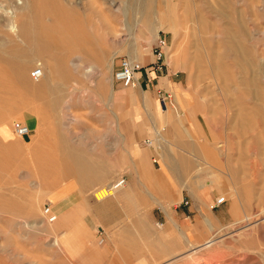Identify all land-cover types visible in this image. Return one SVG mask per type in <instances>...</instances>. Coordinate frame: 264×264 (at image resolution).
Instances as JSON below:
<instances>
[{
  "label": "rangeland",
  "instance_id": "374dc122",
  "mask_svg": "<svg viewBox=\"0 0 264 264\" xmlns=\"http://www.w3.org/2000/svg\"><path fill=\"white\" fill-rule=\"evenodd\" d=\"M62 2L78 10L74 20L80 21L77 23L79 31L91 35V45L100 46L104 54L99 60L83 56V65L101 64L114 52L118 54L112 60L110 71L90 76L83 73L81 67L76 70L67 61L68 56H74L71 50L76 45L72 44L71 37H66V40L69 38L67 45L62 38L74 25L72 18L53 27L52 16L47 13L50 8L46 6L48 9L44 11L41 0H0V56L6 52L22 66L24 63V69L20 70L0 61V264H35L36 250L45 251L46 262L51 260L48 252L63 255L59 242L63 226L57 227L56 218L49 220V214L43 212L45 205L53 211L51 201L56 199L57 186L77 180L57 174L61 166L69 165V159L62 154L61 141L83 153L92 169L102 171L91 159L101 158L108 146H115L116 122L141 119L143 90L113 80L112 70L118 57L128 58L136 46L142 50V61L138 63L146 67L152 58L151 47L157 33L164 35L167 41L166 65L155 73L169 72L170 76L164 77L165 82L166 78L175 81L176 92L185 93L188 101L179 111L189 129V138L185 127L178 125L173 139L166 136L174 144L161 142L170 156L177 153L182 157L180 162L188 166L181 171L182 177L166 170L165 194L171 195L186 180L188 185L197 188L200 181L211 182L213 176L221 190L215 185L205 188L202 206L201 201H196V196L184 188L188 193L183 190L180 204H177L180 200L175 199L170 206L175 217L179 216L174 217L177 222L186 225L184 238L180 230L173 228L164 238H174L171 248L167 243L166 252L156 242L159 228L155 223L167 224V219L164 221L159 206H153L152 235L136 232L137 240L127 242L131 249L121 242L120 250L113 242L114 233H108L113 244L98 243L100 240L94 239L95 253L104 263L113 257L122 264H196V261L197 264H264V221L259 220L264 216V0ZM114 3L120 7L119 13L115 12ZM29 7L37 10L34 21L38 27L25 35L23 29L28 27ZM122 8H127V12ZM160 16L174 23L175 33L160 28L157 33L148 34L149 28L143 20L149 25ZM40 26L54 44L34 42L35 35L41 33ZM235 42L241 45L242 52L233 50ZM57 55L65 59L63 69ZM36 64L42 72L33 80L28 72ZM140 71L146 72L143 68ZM111 88L116 94L112 101ZM158 89L171 94L167 106L176 105L171 87ZM63 93L65 97L58 106L57 103L52 107L47 105L49 100L57 102V97ZM127 93L133 95L134 106L139 108L137 113H133L134 106ZM150 95L158 101L155 89ZM159 105L162 111L166 110L167 106ZM14 119L27 125L26 135L19 136L12 131L10 124ZM197 123L203 137L196 130ZM151 158L156 169L159 158L156 154ZM160 168L159 163L158 170ZM118 177L93 186L92 196V190L109 185ZM221 191L222 200L216 202L222 196ZM247 217L249 220L237 222ZM251 224L254 231L248 230ZM186 238L200 243L211 240L213 249L202 247L195 254V261L188 263V256H181L185 247L188 248ZM170 252L173 256L168 258ZM59 260L62 264H72L63 258H56V264Z\"/></svg>",
  "mask_w": 264,
  "mask_h": 264
},
{
  "label": "crops",
  "instance_id": "0c3cea01",
  "mask_svg": "<svg viewBox=\"0 0 264 264\" xmlns=\"http://www.w3.org/2000/svg\"><path fill=\"white\" fill-rule=\"evenodd\" d=\"M135 76L137 78L136 88L143 90L140 96V121L132 119L130 122L123 120L116 122L115 129L118 137L115 146H108L101 158L91 159L94 165L101 166L102 175L100 177L92 176L89 182L83 186L73 180L71 184L64 185L65 183H61L56 187V199L51 201V208L52 212L56 213H54L53 220L56 218L57 227L63 226L59 242L64 253L61 256V254L56 255V251L48 252L49 256L47 257H50L51 260L46 262L45 251L36 250L38 256L35 257L37 259L35 264H56V258H63L64 261L67 262L68 260L72 264H122L118 262V259L114 260L113 257L108 258V261L104 263L95 253L94 239L100 240L98 243L106 241L113 244L111 235L114 233L113 242L118 245V249L122 250L119 248L121 242H125L131 249L127 242L137 240L136 232L152 235L155 220L150 218V213L153 206H159L162 209L164 221L167 219V224L155 223L159 228L156 234V242L160 243L161 249L166 252L168 242L171 248L174 238L170 237L168 240L164 238L173 228L180 230L184 238L183 232L186 225L177 222L175 218L179 216L175 217L170 206L173 205V200L180 195L179 192L182 197L180 195L181 198L177 204H180L183 199V190H189L188 181L181 182L178 189L167 196L165 194V180L167 169H169L170 174L178 173L182 177L181 171L187 170L188 166L180 162L182 157L178 156L177 153L170 156L169 150L161 142L167 143L166 145H173L174 142L169 141L166 136L170 135L173 139L178 125L182 129L185 127L189 138V129L181 119L182 111H179L188 104L186 94L181 95L179 90L176 92V85L173 83L175 81L172 82L166 78L165 82L164 77L170 76L169 72L161 75L153 71L142 73L139 70ZM166 85L173 89V93H175L173 101L176 105H168L166 110L162 111L159 101L156 102L150 97V91L158 88L165 89ZM128 94L131 104L136 105L133 95ZM138 109L136 106L132 107L133 113H137ZM196 130L203 137L204 134L199 129L198 123ZM142 138L150 140L151 143L144 144L146 139L141 140ZM190 142L188 146H191ZM191 151L195 150L191 149ZM125 153H127V158ZM153 154L159 158L160 170H158L159 163L158 167L154 169L153 158H151ZM167 154L172 158L167 157ZM175 163L177 164L175 165ZM117 174L124 177L123 187L112 196L95 200L90 189L95 185L106 183L118 177ZM200 204L204 206V202ZM203 213L205 214L204 209H202ZM108 233L111 235L108 236ZM39 254L42 255L39 256ZM172 256L173 252H170L168 258ZM59 264H62L60 260Z\"/></svg>",
  "mask_w": 264,
  "mask_h": 264
},
{
  "label": "bare ground",
  "instance_id": "6f19581e",
  "mask_svg": "<svg viewBox=\"0 0 264 264\" xmlns=\"http://www.w3.org/2000/svg\"><path fill=\"white\" fill-rule=\"evenodd\" d=\"M41 1L43 3V6H44L43 7L44 11H47L46 10V8H47L46 6H48L50 8L47 13H50V15L52 16L51 26H53V27H56V25L58 23H60V22H63V24H64V21L69 20V18H72V20H74L75 14L78 13V10L75 7H73V6H70V7L66 6L62 2V0H41ZM113 5H115V3ZM30 8L31 7H29L28 12H27L28 14H30V17L27 16L28 20H26V24H27L28 27L25 26L24 29H23L25 35L28 34V31L29 30L30 31L32 29L33 30H36L37 27H38L36 25L37 24L36 21H34L35 20V16H37V14L35 13L37 10H31ZM120 10H121L120 7L115 5V12L116 13H119ZM123 10H125V9H123ZM124 12L125 13L127 12V8H126V10ZM121 14H123V13H121ZM114 16L115 17H118V14H115ZM106 17H108V16H106ZM83 19H84V17H83ZM83 19L81 18L80 20L82 21ZM145 21L146 20H143L144 25H147V27L149 28L148 34H150V35H153V34L157 33V31L160 28H167L168 30H170L173 33L176 32V26L174 25V23L171 22V21L170 22H168V21L166 22V20L163 18V16H160L159 18H157L154 22L150 23L149 25L146 24ZM73 22H74V25H72L71 28L67 31L68 34L65 35V36L63 35V37H62L63 38V42H64V40L66 41L65 44L67 43V40L69 42V38H67V40H66V37L69 36V37L72 38V42L73 43L71 42V40H70V42L73 45H76V46H74L72 48V50L70 48H68V49H70L74 53V56H72L71 58H70V56H68V59L65 56L66 59H67V61L71 64L72 68H74L76 70L77 69L79 70V68L81 67L82 70H83V73H85L87 75H90V76L97 75L98 73H102L104 70L110 71L111 70V66H112V62H113L112 60L114 59L115 55L118 54V51L114 52L113 55H110L105 60V62H102L101 64H96V63H93L92 62L90 64H87L86 66L83 65V60H82V57L83 56H92V59L93 60L94 59L95 60H99V57L102 59V57H103L104 54H103V52L101 50H99L100 49V46H97L96 48H94L91 45L92 42H93L92 41L93 38L91 37V35H89L88 33H86V31H83V32L82 31H79L80 25H79V28H78V24L77 23H79L80 21L79 22L78 21L76 22L74 20ZM42 23H41V25H42ZM88 23H89V21H88ZM46 25H48V24H46ZM49 26H50V24H49ZM42 27H43V25H42ZM42 27L40 26L41 33L38 32L37 35H35L34 42L37 43L38 45H47L48 43H51V44L53 43L54 44L53 39L48 38V35H46L47 34L46 31L43 30L44 27L43 28ZM112 27H115V25H112ZM57 40H58V38H57ZM59 41H61V39ZM57 44L59 45L58 41H57ZM165 47H164V50H165ZM87 49L92 50V52L89 53ZM233 50L235 52H237V53H240V52H242V47H241L240 44H238V42H235V44L233 45ZM141 51L142 50L141 49H138L137 46L134 47L133 51H131L129 53V55H128L129 56L128 57L129 61L131 63L139 64L138 62L139 61L141 62V59H142L141 58V56H142V52ZM63 58H64V56H63ZM57 60H58V63H60L59 64L60 67L63 69L64 63H65V61H64L65 59L63 60L61 57L58 56L57 57ZM0 61H2L4 64H6V66L9 65V67L12 68V69H20V70L24 69L23 68L24 63H23V66H22L21 63L18 60L11 58L8 54H6V52H3L1 54ZM41 72H42V68H41ZM40 76H41V73H40L39 77ZM39 77H37V78H35L33 80H36ZM73 89L76 90L75 87H73ZM38 96L42 97V95H38L37 94V97ZM64 97H65V93H63V94H61L60 96L57 97V102H56V100H49L47 102V105L50 106V107H52L53 105H55L57 103V106H58L59 101L62 98H64ZM109 97H110V101L114 100V98L116 97L115 91L112 90V88L109 90ZM166 106H167V104H165L164 107H166ZM146 140H148V139H146ZM146 140H145V143L146 144H150L151 143L150 140H148V141H146ZM61 143L64 146L62 147V149L61 148L60 149L62 151V154L64 156H67V158L69 159L68 160L69 161V165H63V166H61L59 168V170H57L58 171L57 174H61L62 176L63 175L66 176L67 175L68 177H76L77 180H74V179L73 180L76 181V183L78 182V184L79 185H82V186H83L84 183H87L88 180H90V178L92 176L96 175V176L100 177V175H102L101 174L102 173L101 170H99V169H92L88 165V163L85 161V158H84L85 155L83 153L75 150L73 147L67 146V143L65 141H61ZM120 177H123V176H119L116 180L112 181L109 185H106V186H104V185H101L100 186L99 185L100 187H98L96 189L94 188L95 190H92V193H93V196H94L93 198L95 200H101V199H103V198H105L107 196L114 195L116 193V191H118L124 185V177H123V181L121 183H118V179ZM213 177L214 178L211 180V182L200 181V184L198 185V187L196 186L197 188L191 187V184H189L187 186L188 189L194 194V196H196V197H194V199L197 198L196 201H199V202L201 201L200 203L203 202V191L205 190V188H207V187H209L211 185H215V186H217L216 188H218L219 190H221L219 183L217 182V180H215V177L216 176H213ZM221 194H222V196H220V197L222 199V197H223L222 191H221ZM180 198H181L180 195H178L175 199L180 200ZM158 203H159V201H158ZM246 220H249V218L248 217L246 219H243L242 218V219L238 220L237 222H242V221H246ZM259 220L260 221H264V216L261 217ZM253 223L255 224V222H253ZM170 224H172V223H170ZM173 224H175V223L173 222ZM254 224H251L249 226L248 230H251L252 231L253 230L252 227H253ZM238 234H240V232ZM186 242H187V247L188 248L186 250V247H185L184 252H182L183 250H181V252H182L181 253V256H186L187 255L188 258L187 257H185V258H187L186 260L188 261V263H193L195 261V259H194L195 254L199 251V249L201 250L202 247H206L207 246L208 247L207 248L208 250H212L213 249V246H214L213 245L214 243L211 240H207L205 242L200 243L199 241L198 242L197 241H191L189 238H186ZM171 261H173V260H171ZM171 261L168 262V263H171ZM196 264H197V261H196Z\"/></svg>",
  "mask_w": 264,
  "mask_h": 264
},
{
  "label": "built area",
  "instance_id": "2783aa9c",
  "mask_svg": "<svg viewBox=\"0 0 264 264\" xmlns=\"http://www.w3.org/2000/svg\"><path fill=\"white\" fill-rule=\"evenodd\" d=\"M166 39L164 35L157 33L155 35L153 46L151 47V55L152 58L146 64V67H143V64H136L131 63L126 56H119L116 67L112 70V79L115 81L120 82L122 85H131L135 86L137 84V78L135 73L140 69H145V71H153V72H161L165 68V50L164 47L166 46ZM41 73V68L39 64L32 66L28 72L30 78L35 79L39 77ZM157 97L158 101L161 106H165L166 102H170L171 94L169 92H164L161 89H157ZM11 129L12 131L19 135L23 136L26 135L29 131V128L26 124L19 120H12L11 121ZM148 141V140H146ZM123 181V177L118 179V183ZM117 183V184H118ZM222 199H218L216 202L221 201ZM43 212L48 215V219L51 220L54 218V213L49 210V206L45 205L43 207Z\"/></svg>",
  "mask_w": 264,
  "mask_h": 264
}]
</instances>
